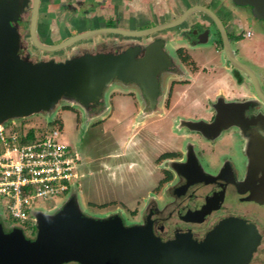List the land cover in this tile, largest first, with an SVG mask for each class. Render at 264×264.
<instances>
[{"label": "flooded vegetation", "instance_id": "obj_1", "mask_svg": "<svg viewBox=\"0 0 264 264\" xmlns=\"http://www.w3.org/2000/svg\"><path fill=\"white\" fill-rule=\"evenodd\" d=\"M238 1L41 0L38 37L44 44L95 29H116L56 51L32 43L30 14L23 26L29 30L28 51L39 59L62 61L82 52L131 47H139L140 53L149 47L165 53L167 61L156 66L160 69L155 76L156 89L148 92L139 81L116 76L104 89L101 101L89 105L64 101L62 107H77L79 110L74 109L78 115L82 112L87 124H99L114 114L121 94L133 98V129L140 134L161 135L159 129L171 120L170 129L180 141L169 144L154 159L158 178L137 206L129 208L128 224L148 220L163 240L179 232H191L201 240L221 221L235 218L253 227L257 235L253 239L256 249L246 264H264V206L248 202L246 194L237 189L249 171L247 132L231 125L207 136L177 124L181 117L213 121L218 101L263 100L264 19L254 6ZM44 18L45 32L40 28ZM54 30L58 41L41 37L48 33L44 36L51 39ZM249 39L260 43L248 49ZM196 89L204 93L208 116L183 107L196 99ZM245 114L247 117L248 111ZM151 124L157 130H152Z\"/></svg>", "mask_w": 264, "mask_h": 264}, {"label": "water", "instance_id": "obj_2", "mask_svg": "<svg viewBox=\"0 0 264 264\" xmlns=\"http://www.w3.org/2000/svg\"><path fill=\"white\" fill-rule=\"evenodd\" d=\"M40 2L0 0V126L9 120L53 112L61 101L97 103L116 76L124 81L137 80L148 92L156 89L155 76L160 71L156 66L167 58L151 47L146 53H140L139 47L82 52L62 61L31 56L22 34L29 14L32 43L46 51L116 31L95 29L56 44H44L38 37ZM238 3L254 6L264 19V0ZM149 65L153 67L148 69ZM263 104L264 97L218 101L213 121L181 117L177 124L207 136L231 125L247 132L249 171L237 189L246 194L248 202L264 206ZM33 215L36 234L29 236L20 227H7L0 212V264H246L257 244L253 227L235 218L221 221L201 240L191 232L163 240L148 220L129 225L119 213L88 215L81 206L77 183L62 203L49 210L37 209Z\"/></svg>", "mask_w": 264, "mask_h": 264}, {"label": "rangeland", "instance_id": "obj_3", "mask_svg": "<svg viewBox=\"0 0 264 264\" xmlns=\"http://www.w3.org/2000/svg\"><path fill=\"white\" fill-rule=\"evenodd\" d=\"M45 10H48V7ZM45 20L42 19L40 23V28L44 32L47 29L46 25H42L45 24ZM56 32L54 30L51 39L46 37L48 33L41 34V37L48 42H56L59 40ZM22 34L27 45L30 46L29 30L23 29ZM250 40H247L248 49H253L260 43L257 39ZM194 92H196L195 98L199 101L192 99L190 104L186 102L183 107L189 112L196 111L197 115L208 116L209 110L207 100L203 97L204 93L200 89ZM118 95L116 111L99 124H87L82 112L80 115L77 114L75 110L78 109L77 107H74L75 109L62 107L64 101H61L52 113L32 115L25 120L16 119L15 126L24 130L33 128L38 131L53 126L61 127L63 140L70 143L72 150L81 157L77 169L79 174L77 183L84 212L97 217L119 213L128 223L129 208L137 206L158 178L154 159L162 150L169 148V144L178 143L180 140L170 129L171 120L159 129L161 135L140 134L133 129L135 108L133 98L129 95ZM54 118H57L58 122L50 124V120ZM150 127L153 128L152 130H157L154 124ZM67 197H55L41 202L49 208L63 202ZM103 203L109 205L101 207ZM25 231L29 236L36 234L33 225L26 227Z\"/></svg>", "mask_w": 264, "mask_h": 264}, {"label": "built area", "instance_id": "obj_4", "mask_svg": "<svg viewBox=\"0 0 264 264\" xmlns=\"http://www.w3.org/2000/svg\"><path fill=\"white\" fill-rule=\"evenodd\" d=\"M15 125L16 119L0 126V212L9 228L26 233L35 226V210L58 205L46 208L41 201L69 195L81 157L63 140L59 126L35 130L26 140L29 130Z\"/></svg>", "mask_w": 264, "mask_h": 264}, {"label": "trees", "instance_id": "obj_5", "mask_svg": "<svg viewBox=\"0 0 264 264\" xmlns=\"http://www.w3.org/2000/svg\"><path fill=\"white\" fill-rule=\"evenodd\" d=\"M20 120H25V119H20ZM56 122H58V119L57 118H54V119H51L49 123L50 124H55ZM9 123H11V120H9ZM34 134H35V130L33 128H31L28 131V137L26 138V140H28L29 138H32L34 136ZM108 205H109V203H103V204H101V207H106Z\"/></svg>", "mask_w": 264, "mask_h": 264}]
</instances>
